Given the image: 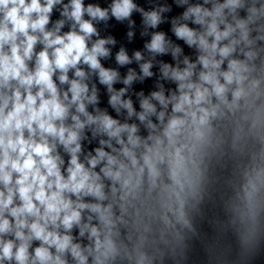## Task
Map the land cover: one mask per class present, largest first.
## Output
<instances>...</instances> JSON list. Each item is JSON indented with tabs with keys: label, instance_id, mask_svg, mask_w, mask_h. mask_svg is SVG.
I'll list each match as a JSON object with an SVG mask.
<instances>
[{
	"label": "clouds",
	"instance_id": "1",
	"mask_svg": "<svg viewBox=\"0 0 264 264\" xmlns=\"http://www.w3.org/2000/svg\"><path fill=\"white\" fill-rule=\"evenodd\" d=\"M175 2L188 7L172 31L196 50L195 61L185 57L181 68L182 49L154 32L144 45L151 59L141 51L130 58L123 47L116 54L118 65L135 60L140 67L139 75L129 69L121 78L101 64L116 41L100 38L96 24L114 17L131 26L140 12L155 29L169 5L145 11L134 0H111L106 8L84 0H0V264H164L182 246L184 230H193L189 211L203 199L207 158L225 143L224 122L232 150L249 158L232 187L228 228L241 259L261 249L264 0ZM57 5L62 18L52 22ZM189 20L199 28L181 22ZM169 51L177 63L158 62L160 80L175 89L166 96L158 83L147 97L136 93L137 112L124 97ZM93 76L117 116L126 111L125 122L98 107ZM118 81L125 87L114 89ZM132 117L147 136L127 122Z\"/></svg>",
	"mask_w": 264,
	"mask_h": 264
}]
</instances>
